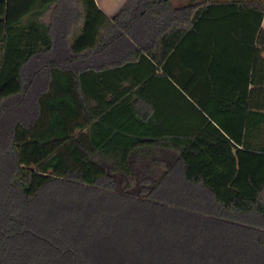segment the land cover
Masks as SVG:
<instances>
[{
	"label": "trees",
	"instance_id": "trees-1",
	"mask_svg": "<svg viewBox=\"0 0 264 264\" xmlns=\"http://www.w3.org/2000/svg\"><path fill=\"white\" fill-rule=\"evenodd\" d=\"M59 1L0 0V264H264V108L180 54L240 12L263 53L264 0Z\"/></svg>",
	"mask_w": 264,
	"mask_h": 264
},
{
	"label": "crops",
	"instance_id": "crops-1",
	"mask_svg": "<svg viewBox=\"0 0 264 264\" xmlns=\"http://www.w3.org/2000/svg\"><path fill=\"white\" fill-rule=\"evenodd\" d=\"M173 1L178 6H186L191 2V0ZM96 2L100 10L113 19L124 9L128 0H96ZM57 6H59L58 10ZM80 9L78 0H60L48 11L45 20L50 22V16L58 12L62 15L57 21L59 27L73 28L76 26L74 14L80 12ZM250 17L251 15L246 17L240 12L232 18H223L221 22L219 21L221 23L219 25L224 29L216 38L205 35L204 29H197L187 37L180 50L187 70H191V74L189 71L185 72L186 79L192 80V90L200 93V96L205 98L203 101L207 107L211 109L217 108V105L214 100L208 101L206 94L211 95L213 92L234 94L248 92L251 94L250 102L253 109L264 108V52L258 54L252 44L249 31ZM262 26L264 27V19ZM203 112L207 115L205 111ZM211 120L217 125L213 119ZM191 122L195 126L198 124L196 120ZM233 123L237 125L239 120L235 119Z\"/></svg>",
	"mask_w": 264,
	"mask_h": 264
},
{
	"label": "rangeland",
	"instance_id": "rangeland-1",
	"mask_svg": "<svg viewBox=\"0 0 264 264\" xmlns=\"http://www.w3.org/2000/svg\"><path fill=\"white\" fill-rule=\"evenodd\" d=\"M113 15V14H112Z\"/></svg>",
	"mask_w": 264,
	"mask_h": 264
}]
</instances>
